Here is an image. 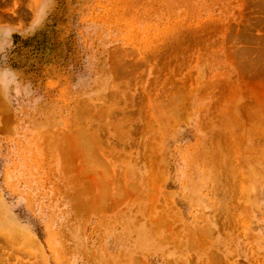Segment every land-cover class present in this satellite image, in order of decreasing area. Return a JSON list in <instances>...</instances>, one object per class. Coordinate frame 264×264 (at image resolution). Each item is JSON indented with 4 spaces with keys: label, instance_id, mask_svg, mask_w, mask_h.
<instances>
[{
    "label": "rangeland",
    "instance_id": "rangeland-1",
    "mask_svg": "<svg viewBox=\"0 0 264 264\" xmlns=\"http://www.w3.org/2000/svg\"><path fill=\"white\" fill-rule=\"evenodd\" d=\"M0 264H264V0H0Z\"/></svg>",
    "mask_w": 264,
    "mask_h": 264
},
{
    "label": "bare ground",
    "instance_id": "bare-ground-1",
    "mask_svg": "<svg viewBox=\"0 0 264 264\" xmlns=\"http://www.w3.org/2000/svg\"><path fill=\"white\" fill-rule=\"evenodd\" d=\"M84 136V135H83ZM96 143V142H95ZM85 166V165H84ZM103 167V166H102ZM95 168V167H94ZM103 169V168H102ZM106 173V172H105ZM104 187V186H103ZM123 189V188H122ZM102 191V190H101ZM106 196V195H105ZM106 198V197H105ZM160 227V226H159ZM163 227V226H162Z\"/></svg>",
    "mask_w": 264,
    "mask_h": 264
}]
</instances>
